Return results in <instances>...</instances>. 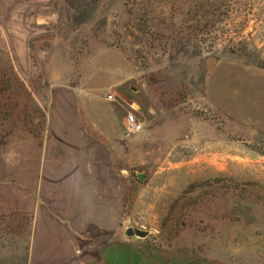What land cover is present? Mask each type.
I'll use <instances>...</instances> for the list:
<instances>
[{"label":"rangeland","instance_id":"obj_1","mask_svg":"<svg viewBox=\"0 0 264 264\" xmlns=\"http://www.w3.org/2000/svg\"><path fill=\"white\" fill-rule=\"evenodd\" d=\"M60 84L109 109L126 224L179 264H264V0H0V134Z\"/></svg>","mask_w":264,"mask_h":264},{"label":"crops","instance_id":"obj_2","mask_svg":"<svg viewBox=\"0 0 264 264\" xmlns=\"http://www.w3.org/2000/svg\"><path fill=\"white\" fill-rule=\"evenodd\" d=\"M47 99L42 119L0 134V222H12L23 264H179L147 237L126 235L117 137L102 100L61 84Z\"/></svg>","mask_w":264,"mask_h":264},{"label":"built area","instance_id":"obj_3","mask_svg":"<svg viewBox=\"0 0 264 264\" xmlns=\"http://www.w3.org/2000/svg\"><path fill=\"white\" fill-rule=\"evenodd\" d=\"M107 100H112V95L106 97ZM142 129V124L137 120L135 114L131 111L127 112L125 117V133L127 135L138 132Z\"/></svg>","mask_w":264,"mask_h":264},{"label":"water","instance_id":"obj_4","mask_svg":"<svg viewBox=\"0 0 264 264\" xmlns=\"http://www.w3.org/2000/svg\"><path fill=\"white\" fill-rule=\"evenodd\" d=\"M137 178L139 180H143L144 175L142 173H138ZM126 235L127 236H136L139 238H145L148 235V231L134 227V226H130L126 229Z\"/></svg>","mask_w":264,"mask_h":264}]
</instances>
